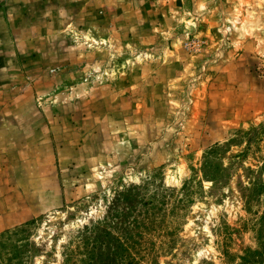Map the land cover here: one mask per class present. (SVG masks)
I'll return each instance as SVG.
<instances>
[{"label": "rangeland", "instance_id": "1", "mask_svg": "<svg viewBox=\"0 0 264 264\" xmlns=\"http://www.w3.org/2000/svg\"><path fill=\"white\" fill-rule=\"evenodd\" d=\"M255 250L264 0H0V264Z\"/></svg>", "mask_w": 264, "mask_h": 264}, {"label": "trees", "instance_id": "2", "mask_svg": "<svg viewBox=\"0 0 264 264\" xmlns=\"http://www.w3.org/2000/svg\"><path fill=\"white\" fill-rule=\"evenodd\" d=\"M212 153V151L210 152ZM209 154V153H208ZM207 167L209 169L210 163L209 160L206 159L204 163V168ZM208 172H204V176L207 177ZM242 261L240 264H264V253L260 251H248L243 257L240 258Z\"/></svg>", "mask_w": 264, "mask_h": 264}]
</instances>
